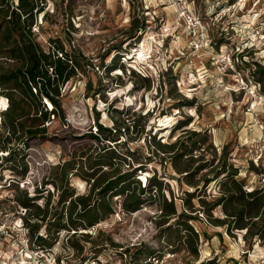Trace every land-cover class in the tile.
I'll use <instances>...</instances> for the list:
<instances>
[{
	"label": "rangeland",
	"instance_id": "obj_1",
	"mask_svg": "<svg viewBox=\"0 0 264 264\" xmlns=\"http://www.w3.org/2000/svg\"><path fill=\"white\" fill-rule=\"evenodd\" d=\"M39 4L43 5L32 31L41 46L46 50L62 46L69 55L85 59H79L82 71L60 89L64 121L50 115L46 137L33 139L28 148L21 140H12L11 146L20 153L15 162L6 161V149L1 147L6 108L0 111V264H264V236L245 234V228L228 233L225 225L212 221L225 217L220 205L208 214L201 209L212 206L226 178L224 174L213 178L210 171L219 157L226 169L237 168L245 190H264V72H258L260 66L264 68V0H43ZM184 8L204 23L206 39L201 43L182 18ZM0 67L6 68L5 57H0ZM88 81L91 85L86 86ZM19 92L6 88V82L0 84V105L4 97L7 106L20 101ZM97 123L117 140L93 138ZM191 130L199 132L190 137L200 145L193 153L203 154L193 166L215 157L193 176L199 182L191 199L196 211L188 212L196 217L189 223L199 232L197 256L175 234L163 231L176 217L156 226L158 197L147 193V200L135 211L123 207V194H112L111 212L93 226L77 229L74 235L75 230L50 226L48 233V218L58 220L69 200L59 202L60 175L55 177L60 188L44 184L52 167L69 160L72 168L67 177L74 195L95 197L92 180L83 177L86 169L81 166L107 156L102 149L105 142L119 154L126 147L135 151L138 162L133 156L125 161L117 157L116 166L125 170L142 164L135 180L144 184L155 173L161 192L167 199L173 195L177 212L181 211L184 191L194 187L174 169L170 153L150 152L156 147L151 137L171 142ZM22 153L27 164L24 174ZM204 178L209 181L203 182ZM25 192L36 195L34 204L41 210L20 203ZM35 212L40 219L37 234H49L42 247L30 238L24 223ZM261 224L260 219L257 228Z\"/></svg>",
	"mask_w": 264,
	"mask_h": 264
},
{
	"label": "trees",
	"instance_id": "obj_2",
	"mask_svg": "<svg viewBox=\"0 0 264 264\" xmlns=\"http://www.w3.org/2000/svg\"><path fill=\"white\" fill-rule=\"evenodd\" d=\"M42 1L17 0L14 3V0H0V57L6 58V68L0 67V84L6 82V88L19 90L22 97L20 101H12L8 106L4 97L2 105H0V111L6 108L2 117L3 125L6 127V135L1 138L4 143L1 147L7 152L6 161L15 162L20 154L11 146L12 140L19 139L24 148H28L33 139L46 137V123L50 121V115L57 117L62 122L64 121L65 112L60 99V89L66 81L77 74V71L83 69V64L80 62V60L85 59L83 56L69 55L62 46L53 50H46L37 41L32 26L36 12L41 11L43 4L40 6L39 3ZM87 64L90 63L87 62ZM259 71L264 72V68L260 66ZM87 85H91V81H88ZM180 123L183 122L181 121L177 125ZM120 128L118 127V129ZM105 131L111 133L110 129L97 123L96 133L92 134V137L100 139L101 142L117 140V138H112L109 134L103 133ZM186 133H180L171 142L155 141V136H152L156 147L150 148L153 155H158V151L164 154L170 153V161L174 169L182 174L184 182L194 187L191 191H184V195L181 197L184 208L181 211L177 212L173 195L167 199L161 192V182L156 178L155 173L149 176L144 184H141L139 180H135L134 176L137 170L143 169L142 164L133 167L128 165V169L125 170H121L118 165L116 166L114 161L117 157L125 161L127 156H133L137 161L138 157L134 156L135 151L126 147L125 151L119 154L115 152L110 143L105 142L102 149L107 156L99 161H92L81 166V168L85 167L86 169L82 174L83 177L92 180V191L96 190L95 197H92L90 193L74 195L67 177L69 169L72 168L69 160L52 167L51 178L45 180L44 184L50 183L54 188H60L55 178L60 175L63 186L60 190L59 202L65 203L68 198L69 200L66 209L57 218L58 220L55 221L54 216L48 218V233L51 231L50 226H54L55 229L75 230L71 235L77 233V229L93 226L102 220L105 214L111 212L108 197L112 194H123V207L126 210L135 211L147 200L145 197V193H147L149 196L156 195L158 197L160 214H158L159 220L155 222L156 226H161L169 222L167 219L176 217L175 222H169L163 231L175 234L179 243L183 244L193 256H197L199 232L189 223V220L196 219V217L188 212L189 208L190 211H196L191 199L198 190L199 182L194 181L193 176L205 165L212 164L215 157L207 158L202 164L193 166L192 162L203 158L202 153L199 155L193 153L195 150L199 151L200 145L197 144V140H190V137L198 135L199 132L191 130ZM23 156L22 153L19 157V160H22V174L27 170ZM221 158L219 157L217 164L211 167L210 171L213 172V178H217L221 174H224L223 176L226 178L220 183L219 195L213 200L212 206L208 209H201H204V212L208 214L207 210L220 205L225 217L222 219L215 218L212 221L215 224L225 225L228 233H232L234 228H245V234L264 236V232L261 230L264 228V218H261V213L264 212V190L261 188L245 190L243 182L236 176L238 174L237 168L230 165V168L226 169L224 158ZM182 179L176 178L179 184L182 183ZM202 181L206 183L209 179L204 178ZM36 198V195H28L25 192L20 203L29 210L32 206L38 209L39 206L34 204ZM199 201L204 207L205 200L200 197ZM77 205L78 211L76 216H73ZM38 216L39 212L32 213L31 216L25 217L24 223L30 238L42 247L49 234L46 236L37 234L40 226ZM260 219L262 224L257 228L256 225ZM87 234L85 232V235ZM51 238H55V236L52 235ZM109 241L112 243L110 238ZM208 263L210 262L206 264Z\"/></svg>",
	"mask_w": 264,
	"mask_h": 264
},
{
	"label": "built area",
	"instance_id": "obj_3",
	"mask_svg": "<svg viewBox=\"0 0 264 264\" xmlns=\"http://www.w3.org/2000/svg\"><path fill=\"white\" fill-rule=\"evenodd\" d=\"M181 15L183 20L190 26H192V32L195 36H197L198 39H200L198 42H202V40L206 39L205 34V26L202 21V19L199 17V15H195L193 12H189L187 9H183L181 11ZM197 39V40H198ZM195 42V46L199 47V43Z\"/></svg>",
	"mask_w": 264,
	"mask_h": 264
}]
</instances>
